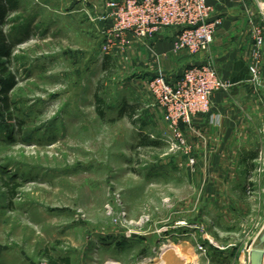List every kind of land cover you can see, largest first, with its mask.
Returning a JSON list of instances; mask_svg holds the SVG:
<instances>
[{
    "label": "rangeland",
    "instance_id": "rangeland-1",
    "mask_svg": "<svg viewBox=\"0 0 264 264\" xmlns=\"http://www.w3.org/2000/svg\"><path fill=\"white\" fill-rule=\"evenodd\" d=\"M64 1L25 0L23 14L6 26L18 40L11 68L18 85L0 118V264H240L244 253L251 257L264 244V140L249 165L208 184L192 170L191 145L172 151L165 121L148 126L140 65L103 51L106 4Z\"/></svg>",
    "mask_w": 264,
    "mask_h": 264
},
{
    "label": "crops",
    "instance_id": "crops-1",
    "mask_svg": "<svg viewBox=\"0 0 264 264\" xmlns=\"http://www.w3.org/2000/svg\"><path fill=\"white\" fill-rule=\"evenodd\" d=\"M24 1L21 0L22 9L11 16V21L23 14ZM81 1L64 2L77 4ZM93 1L89 0V3L93 5ZM107 1L100 0L103 7ZM209 4L213 7L212 20L220 19L222 24L208 53L194 56L186 51H176V32L165 30L151 48L132 41L126 53L113 56L125 57L143 69L144 80L136 81V85L141 89L139 94L142 96L145 93L148 97V126L151 128L164 126L162 113L156 108L149 109L152 101L147 93L148 82L160 72L169 81L176 82L187 68L209 65L218 71L222 79L231 83L228 91L212 97L211 113L195 117L193 126L186 128L187 140L193 148L192 158L196 162L192 170L198 176L203 174L201 177L208 179V184L221 177H233L238 163L249 165L253 146L258 145V139L264 140V44L259 46L256 40L257 30L261 31L264 39V0H209ZM82 7V4L77 6L80 10ZM32 12L34 16L30 24L35 27L39 23V15ZM20 25L21 32L34 36V31L26 29L27 25ZM254 66L259 70L256 79L250 71ZM211 117L214 125L211 124ZM207 189L211 192L213 187L209 185ZM211 193L215 192L212 190Z\"/></svg>",
    "mask_w": 264,
    "mask_h": 264
},
{
    "label": "built area",
    "instance_id": "built-area-1",
    "mask_svg": "<svg viewBox=\"0 0 264 264\" xmlns=\"http://www.w3.org/2000/svg\"><path fill=\"white\" fill-rule=\"evenodd\" d=\"M212 13L209 0H108L100 17L106 32L102 49L107 55L119 54L125 52L132 41L151 48L165 30H174L176 51H186L194 56L206 54L222 24L220 19L212 20ZM256 33L257 44L263 46L261 31ZM250 71L256 79L258 67L254 66ZM231 86L209 65L187 68L176 82L169 81L162 72L148 82L147 93L152 105L162 112L167 125L164 140L171 145L172 151H190L186 128L193 126L195 117L210 114L212 97L228 91ZM214 123L211 117V124ZM261 250L264 264V244ZM199 251L206 253L203 248ZM247 253L242 255L240 264H251L250 252Z\"/></svg>",
    "mask_w": 264,
    "mask_h": 264
},
{
    "label": "trees",
    "instance_id": "trees-1",
    "mask_svg": "<svg viewBox=\"0 0 264 264\" xmlns=\"http://www.w3.org/2000/svg\"><path fill=\"white\" fill-rule=\"evenodd\" d=\"M21 9V0H0V118L10 113L11 94L18 85L17 75L11 69L14 61L13 52L18 40L13 39L14 31H7L6 26L10 22V17ZM107 61L105 65L108 64ZM104 106L105 101L97 94L96 111L101 118L105 117ZM52 264H71V260L69 258L59 259Z\"/></svg>",
    "mask_w": 264,
    "mask_h": 264
},
{
    "label": "water",
    "instance_id": "water-1",
    "mask_svg": "<svg viewBox=\"0 0 264 264\" xmlns=\"http://www.w3.org/2000/svg\"><path fill=\"white\" fill-rule=\"evenodd\" d=\"M262 243H264V236L262 238ZM263 251L261 249H254L251 255V264H262Z\"/></svg>",
    "mask_w": 264,
    "mask_h": 264
},
{
    "label": "bare ground",
    "instance_id": "bare-ground-1",
    "mask_svg": "<svg viewBox=\"0 0 264 264\" xmlns=\"http://www.w3.org/2000/svg\"><path fill=\"white\" fill-rule=\"evenodd\" d=\"M181 249H182V248H181ZM178 250H179V251H178ZM173 253L175 254V256H178V254L181 253V252H180V249L177 248V250H175ZM141 264H148V261H145V262H143V263H141Z\"/></svg>",
    "mask_w": 264,
    "mask_h": 264
}]
</instances>
